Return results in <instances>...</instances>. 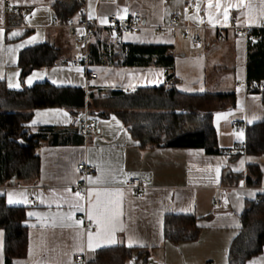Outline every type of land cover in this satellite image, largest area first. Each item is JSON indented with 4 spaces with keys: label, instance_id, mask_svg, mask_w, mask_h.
<instances>
[{
    "label": "crops",
    "instance_id": "crops-1",
    "mask_svg": "<svg viewBox=\"0 0 264 264\" xmlns=\"http://www.w3.org/2000/svg\"><path fill=\"white\" fill-rule=\"evenodd\" d=\"M212 3L215 5V0ZM56 5L76 10L65 19L56 16ZM221 5L218 12L214 6L209 8V0H3L0 82L13 91L48 82L57 87L81 88L85 95L81 114L64 108H39L32 111L27 122L30 134L45 137L35 150L38 174L0 185V201L8 207L23 208L24 212V251L12 258L11 264H77L74 259L78 255L86 258V264H97L94 260L104 254L102 251L116 247L131 250L120 264H232V252L257 250L255 235L243 228L241 216L264 193V150L254 154L246 151L248 128L264 125V92L258 87L248 91L244 85L249 81V38L236 35L233 28H264V0H221ZM223 5H229L227 22ZM9 6L28 12L12 13ZM82 9L99 27L94 33L100 31L109 46L122 43L169 47L176 81L167 84L168 88L192 96L234 95L231 108L212 115L221 154L142 144L120 116L136 113L133 111L104 110V116H99L101 105L112 100L111 91L127 94L163 86L165 69L91 65L90 73L96 78L86 79L84 67L74 64L81 49L67 27L69 19L80 18ZM135 12L142 14L146 26L136 34L118 38L101 28L110 15L127 19ZM173 18L188 28L155 29L169 26ZM94 33L90 43L95 41ZM42 45L54 50V64L30 68L23 74L21 54ZM252 82L258 86L264 80ZM91 93L97 102L95 114L87 107ZM85 109L98 121L97 131L87 138L79 134ZM234 122L242 129H235ZM236 145L241 147L234 152ZM79 165L91 167L92 172L81 174ZM133 178L145 185L142 196L128 187ZM80 181L87 185L83 197H77L74 190ZM9 193L21 203L10 205ZM96 193H100L102 201H117L119 213L116 242L100 240L98 247L94 222L90 221L95 227L91 230L78 219L81 215L88 220L87 210L90 203L96 202ZM216 200L218 205L214 204ZM178 216L195 219L196 239L176 243L165 239L166 220ZM89 232L93 234V250L87 247ZM0 233V264H5V234L3 230ZM244 264H264V244Z\"/></svg>",
    "mask_w": 264,
    "mask_h": 264
},
{
    "label": "trees",
    "instance_id": "trees-1",
    "mask_svg": "<svg viewBox=\"0 0 264 264\" xmlns=\"http://www.w3.org/2000/svg\"><path fill=\"white\" fill-rule=\"evenodd\" d=\"M76 7L68 11L66 6L56 5V16L69 18ZM107 31V30H106ZM108 32V31H107ZM109 33V32H108ZM254 37L255 39L252 40ZM247 40V75L249 81L264 80V28L250 31ZM252 38V39H251ZM94 42L88 48V73L91 65H117L128 67H161L165 69V85L140 88L132 93L111 91V101L101 105L104 110L118 109L136 113L120 116L131 127L132 135L142 144L166 148L201 149L206 154L222 152L217 146L212 115L234 105L233 94L183 95L167 84L175 82L174 57L164 45L122 44L109 46L100 31L94 33ZM54 50L48 45L29 49L20 56L23 74L30 68L52 66ZM87 107L95 114L96 100L88 95ZM85 105L84 90L74 87H57L48 82L35 84L21 91L9 90L0 82V185L12 180L35 178L39 170L37 146L45 138L43 134H30L27 122L32 111L39 108L57 107L81 114ZM246 151L259 153L264 150V125L257 124L247 130ZM254 173L253 171H250ZM251 183V182H250ZM252 184V183H251ZM259 217V218H258ZM264 193L249 204L242 216L244 229L255 235L257 250L249 253L232 252V264H244L251 255L259 252L264 244ZM23 208L8 207L0 201V230L5 234V264L23 254L25 227ZM198 229L195 219L189 216L170 217L165 222L164 237L171 242L194 240ZM131 250L114 248L102 251L94 262L120 264ZM237 259V261L235 260Z\"/></svg>",
    "mask_w": 264,
    "mask_h": 264
},
{
    "label": "built area",
    "instance_id": "built-area-1",
    "mask_svg": "<svg viewBox=\"0 0 264 264\" xmlns=\"http://www.w3.org/2000/svg\"><path fill=\"white\" fill-rule=\"evenodd\" d=\"M191 6V5H190ZM7 9L12 13H21L22 15L27 14V9H18L16 7L9 6ZM79 19H69L67 21V27L69 31V35L74 39L76 45L80 47L81 51L78 56L75 57L74 64L75 65H81L84 67V70L86 72V79H93L96 78V74H89L88 73V48L91 42V39L93 37V33L97 28H99L97 25L93 24L85 11V9H82L79 12ZM146 26L144 24L143 16L140 12L133 13L130 17L127 19H120L117 15L113 14L110 15L107 19V23L102 26L101 28H104L109 32V34L116 36L118 38H123L132 34H136L140 32L142 29H144ZM264 27V25H263ZM174 28H188L187 26H183L178 23V20L176 18H173L171 20V23L169 26L166 27H156V30L160 29H174ZM235 30L236 35L243 36L244 38H247L250 34V29L247 27H235L233 28ZM193 44L197 43L196 39L192 40ZM246 89L248 91L255 89V87L259 88L260 92H264V83L259 84L256 86L255 83L252 81H246L244 83ZM98 127V121L97 119H92L87 111V109L84 110L82 119L79 124V134L82 137L87 138L91 133L97 131ZM233 127L237 130H241V126L239 123L234 122ZM240 145H236L233 150L238 151L240 149ZM78 171L81 174H88L92 172L91 167H87L85 165H79L77 167ZM128 187H130L135 193H137L139 196H142L145 190V185H143L138 178H133L130 180ZM87 189V185L85 182H78L74 186L75 192H79L81 195L80 197H83L85 195V191ZM219 201H214L215 205H218ZM78 219L83 222V227L86 229L94 230L95 227L85 219L83 216H78ZM75 263L77 264H86V258L83 255H78L74 259Z\"/></svg>",
    "mask_w": 264,
    "mask_h": 264
},
{
    "label": "snow or ice",
    "instance_id": "snow-or-ice-1",
    "mask_svg": "<svg viewBox=\"0 0 264 264\" xmlns=\"http://www.w3.org/2000/svg\"><path fill=\"white\" fill-rule=\"evenodd\" d=\"M3 0H0V4H2ZM215 7L216 10L219 12L222 5H221V0H215V5H213L212 0H209V8ZM228 7L229 5H223V18L224 21H228ZM33 16L35 13L32 14ZM210 20L209 22L211 23V13H209ZM91 18V16H90ZM27 19V17H26ZM104 22V21H102ZM3 35V31L0 30V36ZM13 36L19 35V33H12ZM34 39V38H33ZM31 82V80H29ZM11 83L9 84V87H11ZM66 115V114H65ZM35 123V121H33ZM91 182V181H90ZM77 197H80V193L77 192L75 193ZM92 193H89V196H91ZM97 195V200L94 204H89L88 210H87V217L89 221H93L96 227V232H95V238H96V244L95 246H99V241L100 240H105L109 243H115L114 239V233L117 230V217L119 215L117 211V201H113L111 199H106V200H100V193H96ZM120 195V194H117ZM8 203L11 204H16V203H21L20 200H14L13 199V194L9 193L8 194ZM75 207L79 208V205H75ZM33 215L32 213H29V216ZM63 219V217L61 218ZM68 219H71V215L68 216ZM82 223V222H77ZM2 235V233H0ZM129 246H131V241L129 243ZM87 247L89 250H93L94 248V243H93V234L91 232L88 233V244ZM81 251L83 250L82 248L80 249Z\"/></svg>",
    "mask_w": 264,
    "mask_h": 264
}]
</instances>
